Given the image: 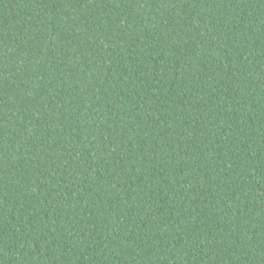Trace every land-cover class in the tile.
Returning <instances> with one entry per match:
<instances>
[{
    "label": "trees",
    "instance_id": "16d2710c",
    "mask_svg": "<svg viewBox=\"0 0 264 264\" xmlns=\"http://www.w3.org/2000/svg\"><path fill=\"white\" fill-rule=\"evenodd\" d=\"M0 264H264V0H0Z\"/></svg>",
    "mask_w": 264,
    "mask_h": 264
}]
</instances>
